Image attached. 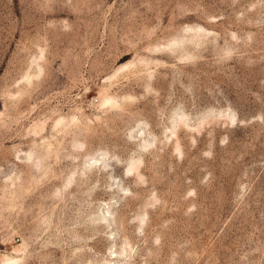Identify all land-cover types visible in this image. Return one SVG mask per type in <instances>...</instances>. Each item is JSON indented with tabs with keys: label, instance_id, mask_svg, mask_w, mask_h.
Wrapping results in <instances>:
<instances>
[{
	"label": "rangeland",
	"instance_id": "obj_1",
	"mask_svg": "<svg viewBox=\"0 0 264 264\" xmlns=\"http://www.w3.org/2000/svg\"><path fill=\"white\" fill-rule=\"evenodd\" d=\"M0 264H264V0H0Z\"/></svg>",
	"mask_w": 264,
	"mask_h": 264
}]
</instances>
